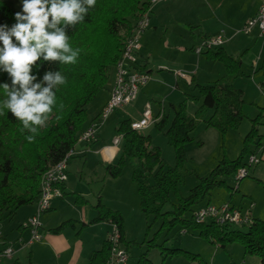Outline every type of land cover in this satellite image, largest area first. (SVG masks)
<instances>
[{
    "label": "trees",
    "instance_id": "16d2710c",
    "mask_svg": "<svg viewBox=\"0 0 264 264\" xmlns=\"http://www.w3.org/2000/svg\"><path fill=\"white\" fill-rule=\"evenodd\" d=\"M148 4V0H97L95 8L85 18L86 21L75 29L68 30L73 47L81 48L78 62L67 66L42 63L39 69H34L38 80L42 79L46 70L59 68L68 79V83L57 90V108L47 126L40 129L35 142L26 141L28 133L20 131L22 125L10 112L0 116V219L11 218L19 207L34 203L42 174L76 144L77 135L84 129L87 121V105L104 89L110 70L120 56L126 35L136 19L147 11ZM16 12L18 11L0 0V25L11 27L15 24ZM202 54L207 59L221 62L225 74L208 83L190 82L198 92V95L191 97L201 100L194 114L185 111L183 100L171 107L170 119L168 114H163L153 123L172 147L174 164L165 166L159 147L148 142L149 136L132 129L130 119H122L114 127L116 133L122 134V149L116 163L104 165L105 170L115 178L121 173L126 160L135 161L130 178L136 184L139 209L146 217L161 220L157 233H168L179 224L186 231L197 230L199 237L219 247L237 242L243 247L245 254L257 256L261 264H264V219L254 218L248 227L237 228L195 222L191 218L193 206L213 189L228 187L222 177L234 174L238 167L246 164V154L255 153L259 145H264L256 127L264 107L252 119V126L245 134L237 157L231 159L223 155L206 176L198 177V182L190 188L187 195L180 192V186L187 175L193 173L185 164V144L192 139L191 132L198 121L202 120L206 126L225 133L229 128H238L245 118L242 109L243 91L235 87L233 81L243 74L240 58L228 54L222 47ZM4 82L10 84L11 80L7 73L0 72V83ZM61 103L62 109L59 107ZM208 111L210 112L207 113ZM250 143H253L252 147H249ZM234 189L237 190V187ZM171 196L174 197V202L171 201ZM76 199L83 202L78 195ZM167 203H170V209L164 210ZM94 207L96 214L89 223L115 222L128 251L130 242L124 239L121 212L106 207L99 198ZM69 221H63L53 230L59 231ZM154 238L149 239L147 244L158 246L162 259L182 256L199 260V255L183 248L165 247L166 240L155 244ZM147 252L140 253L135 264H152ZM108 257L109 244L105 239L84 264H106ZM9 264L21 263L13 260Z\"/></svg>",
    "mask_w": 264,
    "mask_h": 264
},
{
    "label": "crops",
    "instance_id": "0c3cea01",
    "mask_svg": "<svg viewBox=\"0 0 264 264\" xmlns=\"http://www.w3.org/2000/svg\"><path fill=\"white\" fill-rule=\"evenodd\" d=\"M263 2L264 0H165L164 2L153 4L148 13L149 25L140 35L139 60L150 78L138 92V96L139 94L145 96L142 97L144 98L143 102H139V119L142 117L145 103L155 101L156 99L153 96L158 94L154 88V84L149 85L150 81L160 83L175 91L180 87V81H184L186 85L191 86V81L208 83L223 76L225 68L221 62L207 59L202 53L196 54L193 51V47L200 43L202 38L223 31L226 41L220 47L233 57H237L236 54L247 47L248 38H255L261 35L256 27L252 28L249 33L241 32L240 28L248 18L255 15ZM170 17H175L176 20H169ZM176 22L177 32L175 34L168 36V38L158 35L157 24L162 25L164 27L163 31L167 32L168 27L171 26L172 28ZM159 41L160 46H157ZM176 70L183 72L184 76L176 74ZM165 71H168L169 74ZM114 76L115 69L113 67L110 70L109 79L104 89L99 92L102 93L101 98L97 102L90 103V115H88L87 110L89 105L86 107L87 121L84 127L98 114L108 99L114 83ZM236 80L237 78L233 80L234 83ZM261 87H264V82L261 83ZM172 106H175L174 103H170V107ZM151 111L155 121L163 114H166L163 104L159 101H157V104L151 105ZM130 121L134 120L130 119ZM155 121L148 125L147 128L152 126ZM100 129L101 125L93 141L88 143L78 142L73 146L74 154L68 160L67 179L62 186V196L53 197L48 210L40 216L41 239L39 241L29 242V231L25 228L23 229L20 225L35 209L18 219L15 226L16 232L10 228L11 225L5 226L6 222L4 218L0 219V252L6 246H11V249H13V253L9 258L0 255V264H9L13 260H18L21 264H24L23 260L25 261V259L30 264L86 263L91 253L98 249L106 239L110 226L108 221L89 223L96 214L94 206L98 198L106 207L121 212L123 215L124 239L128 240L125 211L121 207L107 204L104 201L102 193L103 187L102 190L100 189L96 193L98 188L93 183L101 179L104 181L107 178L108 174L104 165L108 163L114 165V160L118 158L121 152L119 146H112L111 142L104 144L105 139ZM261 136L263 137V135ZM105 145H109V148L105 149ZM258 150H260V153L263 151L264 154V145H259L256 152ZM89 155H100V159L94 163L88 160ZM76 159H79L77 165L74 164ZM102 166L104 170H102ZM74 171L78 174V182L72 176V172L74 173ZM81 180L89 184V189L80 185ZM91 185H93L95 190L91 188ZM116 192L118 197L121 196L120 190ZM77 195L80 196L83 202L76 199ZM252 202L254 203V201ZM65 208H68L70 215L65 217L61 213L57 214V212H64ZM15 213L11 219L14 218ZM55 213L57 214L56 216H54ZM251 214L254 218H257L253 213ZM66 220L70 221L59 231L53 230ZM103 228L105 233L103 232ZM168 233H165L163 240H168ZM166 241L164 242L165 247H177L169 245ZM204 241L210 245L205 250V253L203 251L191 250L189 247H185L184 244L180 248L199 255V260L195 261L200 264H261L257 256L245 254L243 247L237 246L236 243H229L225 247H219L205 239ZM220 249L224 255L219 251ZM208 250L212 254L208 253ZM173 258H161L160 264H176L177 262H171ZM183 258L185 259L183 263L190 264L191 259Z\"/></svg>",
    "mask_w": 264,
    "mask_h": 264
},
{
    "label": "rangeland",
    "instance_id": "374dc122",
    "mask_svg": "<svg viewBox=\"0 0 264 264\" xmlns=\"http://www.w3.org/2000/svg\"><path fill=\"white\" fill-rule=\"evenodd\" d=\"M9 5L16 11H21L22 5L20 0H1ZM165 1V0H164ZM161 1V2H164ZM169 20H176L175 17H170ZM176 24L168 27L167 32L163 31L164 27L157 24L159 30L158 35L162 37H167L175 34ZM164 35V36H163ZM228 39V37H227ZM248 45L246 48L238 52L236 55L241 59V69L243 74L237 77L235 81V86L243 90V113L245 118L241 121L238 128H229L225 133H221L212 126H206L202 120H199L196 127L191 132L192 139L185 144L186 150V167L193 170V173L187 175L184 183L180 186V192L182 195H187L190 188L193 187L198 182V177L206 176L211 169L216 165L218 160L223 155L228 158H235L240 152L243 145V139L245 134L250 130L252 126V119L256 117L264 107V87H261V83L264 82V34L259 35V37H250L247 39ZM157 46H160V41ZM257 68V69H256ZM169 74L168 71H165ZM176 73V72H175ZM197 83V82H194ZM154 84L155 90H157V95L153 96L156 99L152 104H157L159 101L164 106L165 113L168 114L170 119L172 115V109L170 103H174L177 106L181 101H185L184 107L188 114H194L197 106L200 104V98H192L191 95H198L197 89H194L193 84L186 85L184 81H180V87L175 91L171 90L160 83L150 81L149 85ZM166 91V92H165ZM168 91V92H167ZM102 93H98L95 100L92 102H97L101 98ZM144 95L139 94L136 101L126 104L118 109H115L101 125V134L105 139L104 144H109L114 135H116L115 125L118 121L122 119L136 120L140 117L139 102H143ZM148 99V98H147ZM92 103V104H93ZM90 104L87 107L88 115H90L91 108ZM208 111L207 113H209ZM259 123L256 124L258 133L263 135L264 141V110L262 115L259 117ZM142 134L148 135V142L150 145L158 146L160 149L161 157L163 158V163L165 166L174 164V154L172 147L166 142V139L161 131L157 130L154 125L149 126L140 130ZM255 139V137H254ZM100 145V144H99ZM253 143H250L249 147H252ZM119 149H122V141L119 144ZM264 155V154H263ZM248 154L245 155L244 159L248 158ZM100 159V155H89L88 160L92 162H97ZM116 163L117 159L114 160ZM74 164H78L79 159L74 161ZM135 163L134 160H126L121 173L118 177H111L110 175L103 181L102 179L93 182L96 184L98 191L102 190L103 187V197L104 201L112 206L121 207L125 211L127 216V235L129 241L128 246V264H135L140 253L148 251L149 259L152 264H160V250L158 246H151L147 244L148 240L154 238L155 244H159L163 241L165 232L157 233L156 229L159 228L160 219L154 220L152 216L146 217L144 213L139 209L138 204V193L136 190V184L130 178L132 165ZM102 170L104 167L102 166ZM75 173V171H74ZM72 176L75 181H79L78 174ZM152 182V179L149 180ZM226 186L218 187L213 189L208 196L198 201L193 207H199L206 204L208 201L213 204H219L222 202L229 201L231 204L246 209L249 206L250 201H254V207L251 209V213L259 219H264V157L257 163L252 164L248 167V175L242 178L238 184L230 177L225 179ZM237 184V185H236ZM80 185L85 186L89 189V184L81 180ZM94 189L93 185H91ZM237 187V190L234 189ZM95 190V189H94ZM117 190L121 191V196H117ZM171 201L174 202V197L171 196ZM35 209V204L31 203L19 207L15 213L13 219L4 218L5 226L11 225L10 228L16 232L15 226L17 225L18 219ZM170 209V203L164 206V210ZM65 215H70L68 208L64 209V212H57ZM56 213L54 216L57 215ZM149 227L147 228V225ZM181 225L176 224L172 230L167 234L168 240L166 241L169 245L185 247L194 251H203L209 248V243L200 238L197 230L189 229L186 233H181ZM103 228V232H104ZM110 231V226H109ZM108 231V232H109ZM102 232V233H103ZM105 233V232H104ZM124 244V243H123ZM237 246H241L236 242ZM221 251V249L219 250ZM222 252V251H221ZM208 253H211L208 250ZM212 254V253H211ZM223 254V252H222ZM224 255V254H223ZM218 258V256H216ZM28 260H23L24 264H27ZM171 262H177L176 264H185V259L183 257H174ZM223 263V262H222ZM164 264V263H163ZM190 264H200L195 260H190ZM220 264V263H217ZM225 264V263H223Z\"/></svg>",
    "mask_w": 264,
    "mask_h": 264
},
{
    "label": "clouds",
    "instance_id": "9594fccd",
    "mask_svg": "<svg viewBox=\"0 0 264 264\" xmlns=\"http://www.w3.org/2000/svg\"><path fill=\"white\" fill-rule=\"evenodd\" d=\"M11 27L0 25V72L11 83H0V116L7 113L20 122L28 143L35 142L40 129L57 108V90L68 83L60 70L48 69L38 80L34 69L42 63L75 65L81 48L73 47L69 29L83 24L97 0H20ZM62 109L63 104H59Z\"/></svg>",
    "mask_w": 264,
    "mask_h": 264
},
{
    "label": "built area",
    "instance_id": "2783aa9c",
    "mask_svg": "<svg viewBox=\"0 0 264 264\" xmlns=\"http://www.w3.org/2000/svg\"><path fill=\"white\" fill-rule=\"evenodd\" d=\"M149 7L146 12L141 14L135 21L134 25L126 35L120 56L114 64L115 76L112 89L106 102L101 107L98 114L91 119L86 127L80 131L76 138V143L83 142L88 143L93 141L98 133L100 125L105 119L115 110L126 104L134 101L140 88L145 85L149 80V74L144 70L142 63L139 60L140 49V35L149 25V10L155 3L164 0H148ZM256 27L259 30V34H264V2L259 6L255 15L251 16L241 26L240 31L249 33L252 28ZM226 41V36L223 31L209 35L200 43L193 47V51L196 54H201L205 51L214 50L222 46ZM176 74L184 76V73L176 70ZM155 121L152 116L151 105L146 102L142 111V117L139 120L130 121V127L136 131L147 127ZM122 141V134L117 133L111 139L112 146H119ZM105 149L109 148V145L104 146ZM74 154L73 147L69 149L65 155L55 164L48 167V169L42 174L40 180L39 193L34 201L35 210L27 216L22 222L23 229L29 231V242L39 241L41 239V219L40 216L50 206V201L53 197L62 196V186L67 179V165L71 155ZM263 151L260 153L258 150L255 153H251L246 159V164L237 168L234 174L230 176H224L222 179L230 177L235 182H238L248 175V167L252 164H257L263 159ZM236 184V185H237ZM254 203L250 201L248 208L242 209L241 207L231 204L229 201L221 202L219 204L209 203L196 207L191 212V218L195 222L215 223L218 225H228L237 228H246L253 223L254 217L252 216L251 208ZM110 225V231L107 234L106 240L109 244V257L106 264H126L128 262V252L123 245L121 235L117 224L113 221H108ZM182 233L187 232L182 229ZM11 246H6L0 252L3 257H11L13 249Z\"/></svg>",
    "mask_w": 264,
    "mask_h": 264
}]
</instances>
